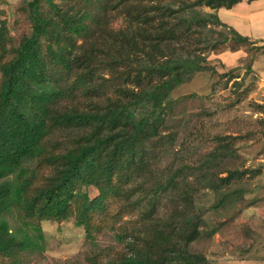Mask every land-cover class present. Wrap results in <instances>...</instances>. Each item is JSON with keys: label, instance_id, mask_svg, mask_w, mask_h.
I'll return each instance as SVG.
<instances>
[{"label": "trees", "instance_id": "obj_1", "mask_svg": "<svg viewBox=\"0 0 264 264\" xmlns=\"http://www.w3.org/2000/svg\"><path fill=\"white\" fill-rule=\"evenodd\" d=\"M243 1L258 0H189L185 7L215 10L212 25L229 28L241 45L256 46L217 14ZM104 4L28 1L23 11L31 33L18 45L8 21L0 19V264H30L29 252L43 248L42 223L71 220L88 241L113 230L128 249L118 259L96 251L84 264H210L188 250L200 236L198 217L186 213L180 220L175 207L162 214L165 200H176L185 169L156 179L148 150L164 138L173 93L209 69L206 59L149 55L133 66L119 55L95 54L83 42L93 34ZM150 9L160 14L162 25L176 12L166 2ZM178 22L185 26L197 19L181 15ZM175 27L163 25L161 35H152L151 49L174 39ZM110 90L114 98L107 95ZM81 100L88 103L84 109ZM167 139L173 144L171 136ZM225 159L226 147L220 146L187 170L217 193L234 178L221 169ZM90 187L98 191L94 198L85 192ZM185 229V238L174 237ZM158 233L164 241H157Z\"/></svg>", "mask_w": 264, "mask_h": 264}, {"label": "rangeland", "instance_id": "obj_2", "mask_svg": "<svg viewBox=\"0 0 264 264\" xmlns=\"http://www.w3.org/2000/svg\"><path fill=\"white\" fill-rule=\"evenodd\" d=\"M28 1L31 0H0V19L8 21L14 45L31 33L23 11ZM188 1L105 0L93 34L83 43L95 54L119 55L133 66H141L149 55L159 59L205 57L209 69L196 73L173 93L175 104L162 130L164 138L148 147L156 179L164 180L172 172L185 169L176 200H165L162 214L169 215L175 207L180 211L176 214L180 220L186 213L198 217L195 222L200 236L188 250L210 264H264V85L256 72V57L264 50L256 48L260 47L257 41L256 46L239 44L229 28L210 23L215 10L188 9ZM164 2L176 11L163 23L165 27L176 26V37L160 40L157 50H152L154 42L150 37L161 35L163 25L160 14L150 8ZM248 10L256 11V2ZM246 11L245 7L239 14ZM219 12V18L224 19L226 14ZM181 15L196 18L197 22L182 26L178 22ZM120 36L126 39L124 43ZM226 37L233 40L225 41ZM214 44L219 46L217 50L210 48ZM109 76L108 71L104 72L105 78ZM107 92L114 98L112 90ZM81 102L79 108L84 109L88 103ZM170 136L173 144L167 139ZM220 146L226 147L221 169L233 172L234 178L229 187L215 193L187 167L197 168ZM85 192L90 198L98 195L93 187ZM12 225L18 226L15 222ZM42 230L43 248L29 252L30 264H84L96 251L115 259L128 252L113 230L94 242L88 241L84 229L76 227L72 220L43 222ZM186 232L187 229L174 237L185 238ZM159 240L164 241L158 233ZM149 247L139 245L141 249Z\"/></svg>", "mask_w": 264, "mask_h": 264}, {"label": "crops", "instance_id": "obj_3", "mask_svg": "<svg viewBox=\"0 0 264 264\" xmlns=\"http://www.w3.org/2000/svg\"><path fill=\"white\" fill-rule=\"evenodd\" d=\"M253 3L255 2L247 3L246 1H243L242 3L236 5L233 9L220 10L219 13L221 14V12H224V14H226V19L221 17L223 23L225 22L229 24L241 35L256 40L261 47L264 46V0L256 1V11L248 10ZM257 6L259 7L257 8ZM245 7L247 8V11L243 15H240L239 10L245 9ZM256 72L260 76V80L262 81L261 84L264 85L263 53H260L256 57Z\"/></svg>", "mask_w": 264, "mask_h": 264}]
</instances>
